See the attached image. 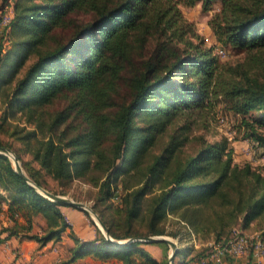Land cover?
<instances>
[{"label": "trees", "instance_id": "obj_1", "mask_svg": "<svg viewBox=\"0 0 264 264\" xmlns=\"http://www.w3.org/2000/svg\"><path fill=\"white\" fill-rule=\"evenodd\" d=\"M12 2L11 29L0 38V129L18 116L29 128L12 131L21 149L1 137L0 148L12 149L26 175L53 194L66 195L51 190L47 176L62 186L81 180L96 187L93 210L111 237L134 239L115 244L96 228L92 240L74 238L69 257L57 264L86 256L164 264L145 245L169 244L136 239L211 237L210 254L236 229L257 222L264 232V172L235 162L227 139L201 136L187 150L194 125L223 105L240 116L264 152V80L253 72L256 64L222 63L182 11L198 3L209 11L220 2L210 21L217 41L257 52V61L264 51V0ZM83 14L89 17L73 18ZM122 88L125 97L118 101ZM62 98L64 108L49 109ZM65 206L71 205L42 195L0 154V212L12 222L0 229V243L14 236L42 246L61 240L71 226ZM38 217L45 223L36 232ZM171 218L184 225L182 232L167 231ZM209 254L198 251L188 259L200 262Z\"/></svg>", "mask_w": 264, "mask_h": 264}, {"label": "rangeland", "instance_id": "obj_2", "mask_svg": "<svg viewBox=\"0 0 264 264\" xmlns=\"http://www.w3.org/2000/svg\"><path fill=\"white\" fill-rule=\"evenodd\" d=\"M11 7L13 6L12 0H8V2H4V0H0V10L4 8L5 6ZM4 6V7H3ZM221 9V3L217 2L213 8L209 11H205L202 7L201 3H198L197 5L193 7H184L182 6V11L184 13L185 18L190 21L195 29V32L204 38L205 45L207 47H213L214 51L217 52L219 49H224L225 53L222 55H219V60L222 63H225L227 65H238L239 63H242L246 67H252L254 64H256L253 68L254 73H259L262 80H264V51H262L260 54H258V60L254 61L255 55L257 52H255L253 55L246 53L245 51H233L231 49L225 48L222 46L216 39L212 27L210 25V21L212 20L213 16L218 13ZM86 14L75 15L73 18H76V20H82L87 19ZM78 20V21H79ZM121 88V87H120ZM126 88H122L120 91V94L116 95V98H118V101L123 99L125 97ZM67 100L62 98L58 100L53 106H51L50 110H60L64 108L67 105ZM17 121L11 120L8 123H6L1 129H0V137L6 142V143H12L15 148L21 149L20 142L12 135V131L14 130L15 125H19L20 127L27 126L24 119L16 118ZM29 128V126H27ZM262 133H264V128L260 130ZM203 136L208 141H217L222 139H227L230 142L231 147L234 150V160L239 164H247L251 163L253 167L256 169H259L260 171L264 172V152L258 151L256 148L251 147V144L253 140L247 136L245 128L242 126V120L240 116L235 115L234 113L225 110L223 105L218 106L212 114L209 116L208 121L204 122L198 121L193 129L190 131V140L187 145V150L192 151L195 149V147L198 146L199 137ZM251 150V152L248 154L247 150ZM12 150V149H11ZM13 151V150H12ZM14 152V151H13ZM23 159L30 160L31 156L22 150L20 151ZM15 153V152H14ZM235 161V162H236ZM22 163V161H21ZM48 180V187L57 192H65V196L69 199H73L77 202H83L87 204L92 210L94 205V198L97 194V188L93 185L81 181V180H75L74 182L70 183L69 185L62 186L59 185L56 181L52 180L51 177L47 176ZM118 198H116V202H118ZM72 206V205H71ZM78 208V207H77ZM84 212H87L89 214L90 222H95V227L99 228L97 222L95 221V218L93 214L89 213L88 211L83 210ZM94 211V210H93ZM95 212V211H94ZM96 213V212H95ZM92 224V223H91ZM261 225L260 223H255L253 230H247V233H254V232H261ZM4 218L2 215V212H0V229L4 227ZM183 224H178V220L175 218H171L169 221L165 223V227L167 228L168 232L171 231H183ZM100 229V228H99ZM103 233V230H101ZM104 234V233H103ZM165 237L170 238L173 240L177 246L178 251L177 255L174 257L173 264H179L180 260V253L183 251H188L187 257L195 256L198 251H202L204 254H209V252L213 249V242H210L211 237H208L206 239H197L196 236L193 234L192 240L190 241H180V239L175 238L171 235H165ZM128 241V240H126ZM157 247V246H156ZM190 247L195 248V250H190ZM158 251H156V254L160 261H165L164 264H169V255L172 252V247L169 245L168 248L161 245L157 247ZM149 249H151L149 247ZM192 249V248H191ZM167 253L168 258L165 259V255ZM63 259H67L69 255L64 254ZM165 259V260H164ZM116 260V259H113ZM111 261V260H110ZM111 264V263H110ZM122 264V263H121Z\"/></svg>", "mask_w": 264, "mask_h": 264}, {"label": "crops", "instance_id": "obj_3", "mask_svg": "<svg viewBox=\"0 0 264 264\" xmlns=\"http://www.w3.org/2000/svg\"><path fill=\"white\" fill-rule=\"evenodd\" d=\"M236 161V159H235ZM237 162V161H236ZM238 163V162H237ZM62 211L71 224L67 231L63 234L61 240H53L47 245H40L35 240H21L18 237H11L4 242L0 243V261L1 264H57L60 260H63L64 254L70 255L71 250L75 247L74 238H78L82 241L92 240L96 237V227L91 224L90 219L85 212L75 206H65ZM4 218V225L8 226L12 222L5 214L2 213ZM23 221V220H22ZM37 224L35 231L39 232V224L44 225V220L41 217L36 219ZM255 222L249 229L253 230ZM263 232V231H261ZM3 234L1 237H5ZM159 244L145 245V249L151 253V255L157 259L156 253ZM149 247L151 249H149ZM243 264H256L253 258L249 255H244L237 259ZM179 264H199L198 261H189L187 253H182L180 256ZM121 264L118 260H100L94 256H86L74 262L73 264ZM178 264V263H177Z\"/></svg>", "mask_w": 264, "mask_h": 264}, {"label": "built area", "instance_id": "obj_4", "mask_svg": "<svg viewBox=\"0 0 264 264\" xmlns=\"http://www.w3.org/2000/svg\"><path fill=\"white\" fill-rule=\"evenodd\" d=\"M13 14L12 5L11 7L6 6L0 21V38L5 35V39H7ZM6 45L8 42H5L4 46ZM224 53V49H219V55ZM251 147L262 151L259 144L254 141ZM247 152L249 154L251 150L249 149ZM258 171L260 170L258 169ZM244 255L251 256L256 264H264V232L247 233L244 230L236 229L232 239L225 246L215 245L213 252L201 259L199 264H243L237 259Z\"/></svg>", "mask_w": 264, "mask_h": 264}, {"label": "water", "instance_id": "obj_5", "mask_svg": "<svg viewBox=\"0 0 264 264\" xmlns=\"http://www.w3.org/2000/svg\"><path fill=\"white\" fill-rule=\"evenodd\" d=\"M0 154H5L7 155L13 162L14 164V168L15 170L21 174L22 176H24L28 182L36 187L38 189V191L44 195L45 197L53 200V201H60V202H63L65 204H68V205H72V206H75V207H78L82 210H85V211H88L89 213L93 214L94 218H95V221L97 222L100 230H103V233L104 235L110 239L113 243L115 244H128L130 242H132L133 240H128V241H116L114 240L111 235H110V232H109V229L107 228V226L102 222V220L100 219V217L98 216L97 213H95L87 204L83 203V202H77L73 199H69L65 196H61V195H56V194H53L47 190H45L44 188L42 187H39L36 185V183H34V181H32L25 173V170L23 168V165L21 163V161L19 160L18 156L16 155V153H14L11 149L9 148H5V147H2L0 148ZM136 240H139V241H144V242H166L167 244H169L171 247H172V252L170 253L169 255V264H173V260H174V257L177 255V251H178V246L177 244L171 240L170 238L168 237H165V236H150V237H145V238H139V239H136Z\"/></svg>", "mask_w": 264, "mask_h": 264}]
</instances>
